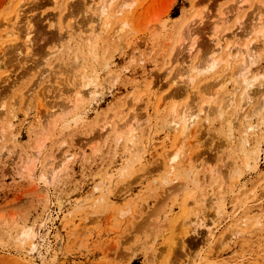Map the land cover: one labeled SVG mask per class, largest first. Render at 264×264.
I'll list each match as a JSON object with an SVG mask.
<instances>
[{"label":"rangeland","instance_id":"1","mask_svg":"<svg viewBox=\"0 0 264 264\" xmlns=\"http://www.w3.org/2000/svg\"><path fill=\"white\" fill-rule=\"evenodd\" d=\"M263 11L264 0H0V264H264V35L249 28ZM216 37L258 47L212 103L233 115L244 76L258 78L254 130L241 124L229 147L211 112L182 143L171 110L207 103L224 66L192 87V73L175 74L206 63Z\"/></svg>","mask_w":264,"mask_h":264},{"label":"bare ground","instance_id":"2","mask_svg":"<svg viewBox=\"0 0 264 264\" xmlns=\"http://www.w3.org/2000/svg\"><path fill=\"white\" fill-rule=\"evenodd\" d=\"M109 2V1H107ZM104 6V5H103ZM107 6V5H106ZM22 11V10H21ZM20 11V12H21ZM105 11V10H104ZM19 12V14H20ZM18 13V12H17ZM106 13V12H105ZM16 15V14H14ZM107 15V14H106ZM21 17V16H20ZM15 17H13L12 19V22H14L13 20ZM22 19V18H21ZM18 23V22H17ZM15 23H11V20H7V23L4 25L3 24V30L6 32V35H7V39L11 40V41H14L16 39V37L19 33V29H18V24L15 25ZM254 28L256 30H259V33L261 34V36L263 37L264 35V11L263 12H258L255 19H253V22L252 24L250 25L249 28ZM1 31V30H0ZM27 31V30H26ZM237 32H241V35L242 36H247V35H251L250 34H247L246 30L243 28V26L241 27H238V29L236 30ZM236 31H235V34H236ZM70 32V31H69ZM94 32V31H92ZM97 32V30L95 31ZM94 32V34H95ZM26 34H23L24 35V40H23V53L28 55L30 54V52L32 51V47L34 46L33 45V36H32V31H27L25 32ZM258 33V34H259ZM65 34V33H64ZM93 35L92 36V40H93ZM97 35V34H96ZM95 35V36H96ZM99 35V34H98ZM234 35V34H232ZM237 35V34H236ZM239 35V33H238ZM90 36V37H91ZM21 37V35H20ZM89 37V39H90ZM97 37V36H96ZM99 37V36H98ZM193 37V36H192ZM22 38V39H23ZM223 38V37H222ZM225 38V37H224ZM68 39V37H67ZM95 39V38H94ZM231 39V38H230ZM229 39V40H230ZM86 40V39H85ZM10 41V42H11ZM22 41V40H21ZM95 41V40H94ZM19 42V41H18ZM211 42H213L212 46H211V49L209 50L208 52V56H209V60L204 63L202 61H198L197 63H195L194 65H192V62H188V66H185L182 67V69L180 70L179 69V72H177L178 74H175L176 78H184L185 75L188 76V74H191V76L187 78H184L185 80V84L192 87V85H194V83L196 82V77L197 76H203V75H207V74H213L215 73L217 70H219L222 66L223 67V70L224 72H222V74L217 77L216 79H214L215 81L214 82H211V83H208L206 84L208 86V89L205 90L206 91V94L205 96L208 97V101L207 103L206 102H203L202 106H197L196 108L195 107H192L191 109V106L188 107V105L183 109V110H178L177 107H173V109L171 110L172 111V118H177L176 121L173 120V122H175V125L178 129L179 125L181 124L183 126V131H182V134H181V139H180V142L182 143H185V140L188 141L187 138H189L191 136V130L198 125L199 121L202 120V119H205V120H208L209 117L211 116V114L214 112L215 113H219L220 114V117H222L223 121L225 123L224 125V129L226 131V134L228 135L227 138H226V142L227 144H229L228 146L231 147V138H233L235 136V132L236 130L238 129V127L242 124L243 126H245V129H244V136H247L249 135L251 132H253L254 128H253V125L251 123H247L245 124L244 122L249 119V115H247L246 111H245V107L246 106H250L251 105V99H252V96H250V92L254 86V82H257L258 81V78L255 79V80H250L249 79V76H244V84H245V89L243 92H241V104L240 105H237L235 106V112L233 115H230L229 117H224L225 113H223V108H217V109H212V103L214 102L215 100V94L216 92L213 91L215 90L216 88L218 87H221L222 88V85L221 84H225V82H223V80L225 81L227 79V75H235V74H238L240 76H242L245 72H247L251 66V64H253V60L254 58L257 56L256 53H257V50H258V47L256 46L255 42H249L248 44H245L244 46H236L235 44L231 43L230 41H222L220 40L219 38H214ZM8 43V42H7ZM14 43V42H12ZM11 43V44H12ZM88 43V42H87ZM10 44V43H9ZM17 44V43H16ZM91 44V42H90ZM19 45V44H18ZM183 48L184 50L189 53V56H188V59H190V61L192 60L194 54L196 53L197 51V43L196 41H194L193 39L187 41L186 43L183 42ZM199 45V44H198ZM11 46V45H10ZM93 46V44L91 45ZM90 46V47H91ZM97 46V45H96ZM95 46V47H96ZM94 47V46H93ZM200 47V46H198ZM92 48V47H91ZM97 48V47H96ZM20 49V48H19ZM90 50V49H89ZM93 51V48L91 49ZM5 51V50H4ZM20 51V50H19ZM22 51V50H21ZM94 52V51H93ZM92 53V52H91ZM21 52H19L18 55H20ZM91 55V54H90ZM21 56V55H20ZM97 56V55H96ZM99 56V55H98ZM2 57V56H1ZM87 60V59H86ZM193 61V60H192ZM90 62V61H89ZM183 62V61H182ZM80 63V62H79ZM77 63V65L79 64ZM174 64V63H173ZM171 64V65H173ZM80 65V64H79ZM84 65V64H83ZM181 65V64H179ZM78 67V66H77ZM81 67V66H80ZM174 67V66H173ZM180 66H178L177 68H179ZM176 68V69H177ZM181 68V67H180ZM170 69V68H169ZM167 69V70H169ZM176 69L174 70V72L176 71ZM222 69V68H221ZM166 70V71H167ZM172 70V69H171ZM196 70V73L195 71ZM170 71V70H169ZM168 71V72H169ZM178 71V70H177ZM86 72V71H85ZM171 73V72H170ZM176 73V72H175ZM84 74V73H82ZM178 75V76H177ZM84 77V75H82ZM200 76V77H201ZM226 77V78H225ZM235 77V76H234ZM6 79V78H5ZM187 79V80H186ZM207 79V78H206ZM229 79V78H228ZM231 79V78H230ZM228 82V80H227ZM226 82V83H227ZM241 88V87H240ZM263 88V87H262ZM206 89V87H205ZM236 91V90H235ZM82 92V91H81ZM81 92H79L80 94H82ZM204 92V91H203ZM78 94V93H77ZM83 96V95H82ZM177 96V95H176ZM179 97V96H178ZM29 98V97H28ZM82 98V97H81ZM81 100V99H80ZM233 103H231L232 105ZM208 105V106H207ZM3 107V106H2ZM188 107V108H187ZM211 110H207L209 108ZM230 107V105H229ZM160 110V108L158 109V111ZM212 112V113H211ZM254 112V111H253ZM54 113V116H55V112ZM256 113V112H255ZM255 113H252V114H255ZM52 114V113H51ZM53 115V114H52ZM51 115V116H52ZM235 116V118H233ZM40 117H37V119H39ZM237 119V121L235 120ZM36 120V119H35ZM38 121V120H37ZM236 121V122H235ZM223 127V126H222ZM1 134V132H0ZM220 134V133H219ZM218 134V135H219ZM223 135V134H222ZM215 137H217L215 135ZM223 137V136H222ZM1 139L3 138L2 136L0 137ZM180 138V137H179ZM224 141V142H225ZM179 142V144H180ZM187 146V145H186ZM183 148V147H182ZM184 149V148H183ZM187 149V148H186ZM245 152V151H244ZM243 152V153H244ZM179 155V154H178ZM245 155V154H244ZM182 156V155H181ZM181 156H177V159H182L184 157L181 158ZM72 157V155H66L60 163L58 164H55L54 167H52L48 173V179L55 176L56 175V172L57 170L61 167V165H63L67 160H69L70 158ZM176 158L175 160L178 161ZM177 165H180V163H176ZM65 166V165H63ZM178 167V166H177ZM167 169H170V168H167ZM49 174H50V177H49ZM46 178V179H47ZM54 178V177H53ZM167 178V177H166ZM165 180V179H164ZM47 181V180H46ZM168 181V180H167ZM215 200V199H214ZM214 236V235H213ZM214 239V238H212ZM218 241V240H217ZM223 241V240H221ZM161 257V256H160ZM213 264V262H212ZM214 264H216L214 262Z\"/></svg>","mask_w":264,"mask_h":264}]
</instances>
